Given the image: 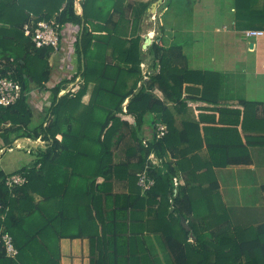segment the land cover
Instances as JSON below:
<instances>
[{
  "label": "trees",
  "instance_id": "obj_1",
  "mask_svg": "<svg viewBox=\"0 0 264 264\" xmlns=\"http://www.w3.org/2000/svg\"><path fill=\"white\" fill-rule=\"evenodd\" d=\"M175 1L164 0L162 11ZM179 1L188 11L195 2ZM235 2L238 26L264 27V2L260 9L251 7L255 0ZM82 4L78 14L75 0H0V78L19 80L25 92L16 103L0 105V138L5 144L19 138L46 142L32 147L31 164L12 172L25 174L24 184L10 188L0 169V264H61V239L84 237L91 244V264H158L157 256L142 254L145 231L157 234L171 264H264V223L232 222L214 171L253 162L250 147L264 146V134H255L264 133L259 114L264 103L243 99V110L214 107L220 112L216 122L225 124L204 126L203 132L196 121L178 127L169 103L186 105L185 90L215 102L211 92L219 89L220 73L190 68L184 46H167L162 34L144 50L139 24L150 3ZM32 18L77 24L75 43L83 62L79 90L59 96L65 83L53 86L42 123L30 129L34 108L28 83L46 89L55 51L37 47L26 35L24 26ZM160 121L168 132L156 138ZM239 124L248 131L244 139ZM204 142L205 160L187 159L178 148L181 143L200 148ZM152 153L159 163L152 162ZM142 172L154 180L146 190L139 184ZM4 233L13 238L14 256L7 253Z\"/></svg>",
  "mask_w": 264,
  "mask_h": 264
},
{
  "label": "crops",
  "instance_id": "obj_2",
  "mask_svg": "<svg viewBox=\"0 0 264 264\" xmlns=\"http://www.w3.org/2000/svg\"><path fill=\"white\" fill-rule=\"evenodd\" d=\"M82 2L83 0H81V11L78 14L83 13ZM263 2L264 0H255V4L251 7L260 9L263 6ZM224 6L226 8L219 7L217 0H195V14L191 21L193 27H195L192 30L198 29L199 32H211L210 42L205 43L206 47L209 46L208 54H196L190 50L194 46L187 45L183 40L184 34L189 31L188 28L179 29L177 35H173L171 40L166 39L168 33L172 29L174 31L177 30L176 28L168 27L165 33L162 32L167 46L172 43H179L184 46V53L190 68L220 73L221 82L218 86L219 89L211 92V98L216 100L215 102L213 101L214 103L205 102L199 99L196 91L188 92L187 90L184 92L186 105L177 106L174 103H169L178 127L183 126L184 120H191L198 122L203 132L204 126H213L214 124L221 126L225 124L216 122L220 118V112L214 107L240 108L243 110L244 106L241 104L243 99L264 103V35L259 37L247 36L245 31L249 28L245 25L238 26L235 0H230L229 5L225 4ZM198 9L199 12L196 13ZM199 17L204 20H202L201 24L197 22ZM208 17L217 19L210 20ZM260 23L264 24V22ZM207 25L208 28H206ZM79 29L80 27L77 24L67 23L63 30L60 48L58 51H54L50 58L52 74L51 79L46 84L48 93L45 94V98L51 96L50 89L62 80L63 83H70L73 80L67 82L64 79L67 80L74 76L76 78L78 76L81 77L78 72V66L83 61L79 59V52L75 43L78 36H80ZM252 29L264 30V27ZM167 31L169 32L167 33ZM145 36H143L144 39ZM145 63L148 64V67L150 66L149 56L143 62V64ZM35 90H39L42 93L45 91H42L43 89L41 88ZM156 93L163 98V92L160 89H156ZM86 97L87 99L89 98L88 96ZM128 101L127 99L126 104ZM47 102L46 106L48 107L50 101ZM32 106L34 114L40 111L41 107L37 106V104L33 105L32 103ZM259 114L264 115V105H261ZM212 117L215 120H212ZM131 118L133 119V117ZM237 126L241 137L244 139L248 131L244 130L241 124ZM145 127L149 129L151 125L146 124ZM150 131L146 132L149 133ZM252 133L254 134L255 132ZM255 134L264 133L257 131ZM1 141L4 144L2 138H0ZM38 145L40 144L34 143V147ZM199 145L201 146V144ZM193 147L194 144L181 143L178 148L186 151L187 159L195 156L200 160L208 158L209 154L205 142L200 148ZM32 151L28 152L32 153ZM250 152L253 159L251 164H231L224 167H214L220 185L219 192L221 193L222 201L230 211L232 222L246 226L264 223V146H252L250 147ZM187 163L188 168H191L193 164L191 165V162ZM204 184H208V182L204 180ZM116 189L121 190L122 187L117 185ZM143 236L146 242L141 247L143 256L150 258L157 256L158 264H171L167 259L168 251L162 245L156 248L157 244L155 242H159L156 237L157 234L145 231ZM61 252V264H91V244L86 237L62 238Z\"/></svg>",
  "mask_w": 264,
  "mask_h": 264
},
{
  "label": "rangeland",
  "instance_id": "obj_3",
  "mask_svg": "<svg viewBox=\"0 0 264 264\" xmlns=\"http://www.w3.org/2000/svg\"><path fill=\"white\" fill-rule=\"evenodd\" d=\"M135 1L137 4L142 2H148L152 4L153 2L157 0H131ZM218 5L221 8H226L224 5L228 4L230 0H217ZM164 2V1H163ZM162 2V3H163ZM162 3L159 4L157 11L155 13H151L149 15L148 13L144 16L143 22L139 24V33L142 34V36L151 34L153 39H155L158 35L165 33L166 28H176L177 30H170L167 31L168 37L167 40H171L173 38V35H177V31L179 29H189L184 34L183 40L186 42L187 45L194 46L193 49L190 48L192 52H195L196 54H202L206 53L208 54L209 46L206 47L205 43L210 42V34L211 32L206 31H193V23H191L193 16L195 14L194 12V6L195 2L192 6V9L188 11L186 8L185 2L181 3V1L177 0L174 3H172L170 6L166 7L164 11H162L161 6ZM151 6V5H150ZM149 6V7H150ZM199 12V9L196 11V13ZM161 16L162 19L159 18ZM210 17H208L209 19ZM217 18H210V20H216ZM203 18H198V24H201ZM204 21V20H203ZM161 22L163 25H161ZM189 26V27H188ZM161 27H165L162 31ZM208 28V25L206 26ZM205 29V28H203ZM176 33V34H174ZM145 40V39H144ZM143 40V42H144ZM206 58V57H205ZM68 61V59H66ZM146 64V65H145ZM142 64L143 69H148V64L145 63ZM37 85L33 82L28 83V88L30 90L29 92V99L31 103L37 104V106L41 107L39 112H36L34 114V117L32 119V122L30 123V129H33L37 127L40 123H42L44 116L47 112V104L46 101H51V96L49 98H45V94L48 93L46 89H43L44 93L40 92ZM37 89L38 91H36ZM34 90V91H33ZM84 100H87V97L84 98ZM126 105V102H125ZM14 135V134H13ZM20 139V138H19ZM30 139V138H29ZM4 140V139H3ZM32 142H28L25 139L20 140V147L14 146V144H3L2 141L0 142V147L4 148V151L0 152V169H3L6 172H13L14 170L21 168L24 165H29L32 163L33 159L35 158V154L28 152L32 151V146H34V142L36 141L37 144H43L45 145L46 142L44 141L43 137L38 138L37 140L31 139ZM157 244L156 248L161 246L159 242H155Z\"/></svg>",
  "mask_w": 264,
  "mask_h": 264
},
{
  "label": "built area",
  "instance_id": "obj_4",
  "mask_svg": "<svg viewBox=\"0 0 264 264\" xmlns=\"http://www.w3.org/2000/svg\"><path fill=\"white\" fill-rule=\"evenodd\" d=\"M76 12L81 11V0H75ZM67 23H59L55 19L47 20L40 19L36 20L32 18L30 22H27L24 26L26 35H29L37 47L49 46L55 51H58L61 44V39L63 35V30L65 29ZM247 36L259 37L264 35V30L262 29H248L245 31ZM149 74L148 69H144V75L147 78ZM81 77L78 76L75 80L70 83H65L59 92V96L70 93L77 92L80 88ZM30 92V91H29ZM24 85L17 79L13 77L3 76L0 78V105L8 106L16 103L24 94ZM50 105V104H49ZM168 132V126L166 123L160 121L156 125L155 135L156 138L164 136ZM149 138H145L144 142L147 144ZM32 142V141H30ZM20 146V141L18 143ZM4 151V148H0V152ZM150 159L153 163H159V159L155 154L150 155ZM27 181V176L22 173H10L6 176V185L13 188L17 185H22ZM139 184L143 188L149 189L153 184L154 180L147 175L146 172L139 174ZM175 185H178V178L175 177ZM177 189H175V192ZM2 240L6 246L7 253L10 256H14L17 253V249L14 246L13 238L9 233H4L2 235Z\"/></svg>",
  "mask_w": 264,
  "mask_h": 264
},
{
  "label": "water",
  "instance_id": "obj_5",
  "mask_svg": "<svg viewBox=\"0 0 264 264\" xmlns=\"http://www.w3.org/2000/svg\"><path fill=\"white\" fill-rule=\"evenodd\" d=\"M163 1H164V0H157V1L153 2V3L151 4V6L148 8V14L151 15V13H155V12L157 11V8H158L159 4H161ZM153 41H154V39H153V37H152L150 34L146 35V36H145L144 43H143V49H147V48L152 44ZM21 139H22V140L25 139V140H27L28 142L32 141V140L29 139V138H20V139H17V140H15V141L13 142L14 146L18 147V143H19V141H20ZM34 143L37 144L36 141H35ZM19 147H20V146H19Z\"/></svg>",
  "mask_w": 264,
  "mask_h": 264
}]
</instances>
